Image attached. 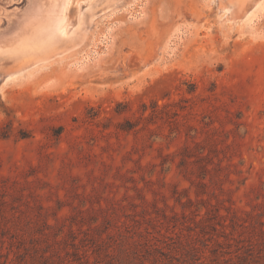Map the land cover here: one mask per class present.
<instances>
[{
    "label": "rangeland",
    "instance_id": "rangeland-1",
    "mask_svg": "<svg viewBox=\"0 0 264 264\" xmlns=\"http://www.w3.org/2000/svg\"><path fill=\"white\" fill-rule=\"evenodd\" d=\"M65 1L0 0V264H264V0Z\"/></svg>",
    "mask_w": 264,
    "mask_h": 264
},
{
    "label": "bare ground",
    "instance_id": "bare-ground-1",
    "mask_svg": "<svg viewBox=\"0 0 264 264\" xmlns=\"http://www.w3.org/2000/svg\"><path fill=\"white\" fill-rule=\"evenodd\" d=\"M89 0H66L62 9V17L59 25L60 31L65 34L68 29L79 22V12L82 4Z\"/></svg>",
    "mask_w": 264,
    "mask_h": 264
},
{
    "label": "trees",
    "instance_id": "trees-1",
    "mask_svg": "<svg viewBox=\"0 0 264 264\" xmlns=\"http://www.w3.org/2000/svg\"><path fill=\"white\" fill-rule=\"evenodd\" d=\"M232 222V220H230Z\"/></svg>",
    "mask_w": 264,
    "mask_h": 264
}]
</instances>
